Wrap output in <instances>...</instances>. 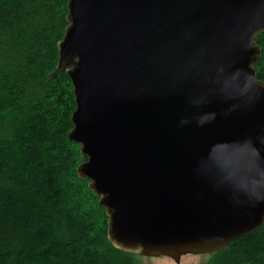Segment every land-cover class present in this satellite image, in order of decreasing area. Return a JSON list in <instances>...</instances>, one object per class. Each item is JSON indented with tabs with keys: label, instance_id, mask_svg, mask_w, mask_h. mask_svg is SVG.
<instances>
[{
	"label": "water",
	"instance_id": "95a60500",
	"mask_svg": "<svg viewBox=\"0 0 264 264\" xmlns=\"http://www.w3.org/2000/svg\"><path fill=\"white\" fill-rule=\"evenodd\" d=\"M79 176L125 252L212 253L264 223V0H69Z\"/></svg>",
	"mask_w": 264,
	"mask_h": 264
},
{
	"label": "trees",
	"instance_id": "16d2710c",
	"mask_svg": "<svg viewBox=\"0 0 264 264\" xmlns=\"http://www.w3.org/2000/svg\"><path fill=\"white\" fill-rule=\"evenodd\" d=\"M69 0H0V264H138L108 238L106 209L79 176L76 109L59 43ZM262 54L255 65L264 81ZM207 264H264V223Z\"/></svg>",
	"mask_w": 264,
	"mask_h": 264
},
{
	"label": "rangeland",
	"instance_id": "374dc122",
	"mask_svg": "<svg viewBox=\"0 0 264 264\" xmlns=\"http://www.w3.org/2000/svg\"><path fill=\"white\" fill-rule=\"evenodd\" d=\"M212 258L211 253L203 254H188L181 257V260L178 264H207ZM138 264H177L172 258L169 257H147V256H138Z\"/></svg>",
	"mask_w": 264,
	"mask_h": 264
}]
</instances>
